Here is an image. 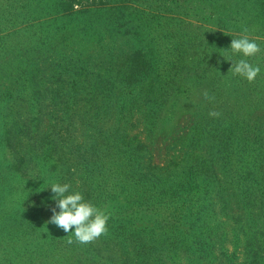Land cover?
<instances>
[{"label":"rangeland","instance_id":"1","mask_svg":"<svg viewBox=\"0 0 264 264\" xmlns=\"http://www.w3.org/2000/svg\"><path fill=\"white\" fill-rule=\"evenodd\" d=\"M263 1L0 0V264H251ZM245 34L260 45L244 57L261 67L251 82L222 55L239 59L227 47ZM134 53L147 68L131 82ZM38 120L56 149L7 142ZM56 181L108 209V231L69 243L49 222Z\"/></svg>","mask_w":264,"mask_h":264},{"label":"clouds","instance_id":"2","mask_svg":"<svg viewBox=\"0 0 264 264\" xmlns=\"http://www.w3.org/2000/svg\"><path fill=\"white\" fill-rule=\"evenodd\" d=\"M247 32V29H244ZM232 53L240 54V58L233 61L231 57H223L231 60L229 69L233 75H239L246 78L249 82L253 81L261 71L259 64H253L244 57L254 56L260 50V45L255 39H250L248 35H241L238 38H232L227 47ZM205 99H210L205 95ZM210 115L217 116L218 112H212ZM47 188L53 193L52 200L55 204L51 208L52 215L49 222L55 223L65 232L71 234V237L86 243L95 239L108 231L107 221L111 215L108 209H101L91 201L84 198L82 192L70 190L71 184L68 182H52ZM74 226V227H73Z\"/></svg>","mask_w":264,"mask_h":264},{"label":"trees","instance_id":"3","mask_svg":"<svg viewBox=\"0 0 264 264\" xmlns=\"http://www.w3.org/2000/svg\"><path fill=\"white\" fill-rule=\"evenodd\" d=\"M262 5H264V1L262 2ZM142 58H143V56H142ZM133 59H134L135 63L133 62L132 68L131 69L128 68V72H127V74H128L127 76L131 78V82L137 81V79H139V77L145 73L146 68H147L146 59L143 58L144 59L143 61L145 63L142 64L141 57L138 55V53H134ZM40 120H42V119H40ZM40 120L37 121V123L35 124L34 127L25 128L26 130H24V133H22L27 137L26 139L28 140V142H25V139L21 138L22 136H19L18 131H15L14 128H11L8 131H7V129L5 130V138H6L7 142L8 143L13 142V139L15 137V139L18 141L17 143H19L21 145L20 146L22 148L21 150H23L24 147H27V143H28L29 148L41 149V153L45 154V152L51 150V148L56 143L54 141H49V137L51 136V133L46 132V131H42V129L39 127L41 124ZM33 125H31V126H33ZM28 126L29 125H27L26 127H28ZM12 134L14 135V137L12 136ZM46 145H50L52 147L45 148ZM53 148L56 149V146ZM24 156H25V161H24L25 163H27V162L29 163L32 161L31 158L27 154H24ZM43 161H46V159L43 158ZM66 164H67V162L65 160H63L62 158L58 159V161H56V165H58V167L64 166ZM55 167H57V166H55ZM65 169L66 168H63V171H65ZM252 202H255V200L249 199L248 205L251 206ZM263 213L264 212H262L261 210H256L252 207L251 210H249L245 214H243V217L246 218L248 224L250 225L251 223H257L256 222L257 219L259 217H261V214H263ZM258 214H260V215H258ZM257 225L260 227V229L263 230L261 233L264 236V224L259 225L257 223ZM256 243H257V247H258V252L254 255V257L251 261V264H264V243H261L259 241ZM246 252H248V254L250 253L249 250L244 251L245 254H246ZM233 256H237V255L234 254ZM60 262L63 264H70V261H68L66 258H62V260Z\"/></svg>","mask_w":264,"mask_h":264}]
</instances>
